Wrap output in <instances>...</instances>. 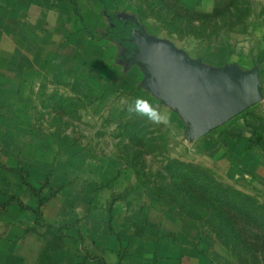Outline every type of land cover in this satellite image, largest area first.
I'll use <instances>...</instances> for the list:
<instances>
[{
  "label": "rangeland",
  "instance_id": "1",
  "mask_svg": "<svg viewBox=\"0 0 264 264\" xmlns=\"http://www.w3.org/2000/svg\"><path fill=\"white\" fill-rule=\"evenodd\" d=\"M120 3L114 12L206 67L258 69L262 102L190 142L182 116L144 86L142 66L124 63L122 45L56 19L30 23L0 52V192L17 198L0 216V264L67 254L62 236L83 227L88 240L109 220L130 243L264 264V182L255 177L264 146L253 145L264 140V0ZM110 25L93 24L97 37ZM138 96L167 122L128 113Z\"/></svg>",
  "mask_w": 264,
  "mask_h": 264
},
{
  "label": "crops",
  "instance_id": "2",
  "mask_svg": "<svg viewBox=\"0 0 264 264\" xmlns=\"http://www.w3.org/2000/svg\"><path fill=\"white\" fill-rule=\"evenodd\" d=\"M120 4V0H0V52L5 48L3 44L15 37L17 32L28 31L30 23H39L43 26L49 24L51 19H56L63 26L67 23L73 24L71 26L73 32L89 38L90 34L85 30L94 31L93 24L110 22L112 25V16L115 15L120 20L131 18L114 12L121 6ZM135 22L138 23L136 19ZM135 22L133 24L136 25ZM78 23L83 27L76 30L74 25ZM259 161L255 177L264 182V155L260 156ZM16 200L15 196L7 199L0 192V216L7 213V209L11 208L13 201L16 203ZM71 225L74 227L70 222L64 223L61 226L62 233L71 229ZM103 226L101 231L95 233V237L88 240L85 238L86 228H72L73 233H70L68 238L66 235L62 236L64 243L67 241V247H71V244L73 246L69 253L38 255L32 258L24 256L22 264H213L209 256L202 253L185 254L176 246H167L164 249L161 241L151 244L130 243L126 238L116 236L114 230L117 224L111 223L110 220ZM84 241L86 255L80 250ZM63 246L66 247L65 244Z\"/></svg>",
  "mask_w": 264,
  "mask_h": 264
},
{
  "label": "water",
  "instance_id": "3",
  "mask_svg": "<svg viewBox=\"0 0 264 264\" xmlns=\"http://www.w3.org/2000/svg\"><path fill=\"white\" fill-rule=\"evenodd\" d=\"M128 41L135 48L129 62L142 66L144 86L182 116L190 142L207 137L262 102L258 69L206 67L173 43L150 36L142 26L132 29Z\"/></svg>",
  "mask_w": 264,
  "mask_h": 264
},
{
  "label": "trees",
  "instance_id": "4",
  "mask_svg": "<svg viewBox=\"0 0 264 264\" xmlns=\"http://www.w3.org/2000/svg\"><path fill=\"white\" fill-rule=\"evenodd\" d=\"M112 17H113V22H112L111 27L108 29V31L101 38L97 37L96 32L88 31L86 29L85 31L90 34L89 39H94V40H98V41H101L103 39H110V40H112L116 43L122 44L124 46L127 43H129L127 38H129V37L131 38V24L133 25V23H131L127 20H120L118 18V16H116V15L112 16ZM248 112H249V110L247 112H245L244 114L240 115L239 117L245 116ZM236 119L232 120L230 123H232ZM230 123H228V124H230ZM220 129L221 128L215 130L214 132H218ZM214 132H212V133H214ZM253 145L257 146V147L264 146V140L262 139V136H260L259 139H257L255 142H253ZM40 201H41V205H43L47 200H45V198L44 199L41 198Z\"/></svg>",
  "mask_w": 264,
  "mask_h": 264
},
{
  "label": "clouds",
  "instance_id": "5",
  "mask_svg": "<svg viewBox=\"0 0 264 264\" xmlns=\"http://www.w3.org/2000/svg\"><path fill=\"white\" fill-rule=\"evenodd\" d=\"M128 113L143 118L152 124H162L167 122V118L161 113L158 106L142 96H138L128 105Z\"/></svg>",
  "mask_w": 264,
  "mask_h": 264
},
{
  "label": "flooded vegetation",
  "instance_id": "6",
  "mask_svg": "<svg viewBox=\"0 0 264 264\" xmlns=\"http://www.w3.org/2000/svg\"><path fill=\"white\" fill-rule=\"evenodd\" d=\"M133 28H139V26H136L135 24H133V25L131 24V31ZM129 39H130V37L127 38V40H129ZM120 45H122V44H120ZM122 47H123V52H122L123 61L125 64L131 66L132 63L129 61L132 59V54H133L135 48L133 45H130L129 43H127L125 46L122 45Z\"/></svg>",
  "mask_w": 264,
  "mask_h": 264
}]
</instances>
